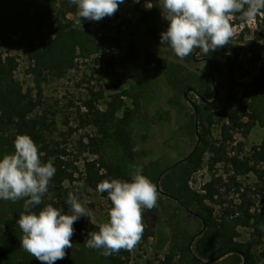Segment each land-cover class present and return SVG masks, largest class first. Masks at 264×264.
Returning a JSON list of instances; mask_svg holds the SVG:
<instances>
[{
  "label": "trees",
  "instance_id": "trees-1",
  "mask_svg": "<svg viewBox=\"0 0 264 264\" xmlns=\"http://www.w3.org/2000/svg\"><path fill=\"white\" fill-rule=\"evenodd\" d=\"M144 1L151 7L138 10L139 16L132 23L142 41L137 43L130 38L132 46L125 64L157 76L164 84L165 97L158 106L155 121L174 124L175 128L169 135H154L138 145L141 94L121 90L112 94L102 109L99 100L103 93L91 89L92 98L85 103L87 113L82 123L91 125L98 135L89 136V142L81 138L80 148L98 152L113 143L128 160L139 162L143 174L156 185L157 206L143 213V234L145 238L156 239L154 251L162 255L160 264H264V212L257 208L255 200L260 195L264 201V142L248 152L240 144L238 152L230 156L226 150L230 130L248 135L258 118L257 111L249 110L236 92L245 85L244 69L233 56L230 43L207 55L195 50L184 59L178 58L168 46L161 45V33L168 26L160 8L161 0ZM76 9L70 0L59 3L47 0L23 38L16 39L11 33L0 31V156L14 152L13 141L18 133L27 134L37 144L42 162L51 161L56 169L42 204L32 208L36 212L48 203L68 212V193L76 195L74 183L97 189L104 179H131V174L120 166L89 158L77 164L80 156L70 149L55 118L41 112L42 82L47 73L72 69L78 57H89L103 45H118L120 37H131L121 26L116 33L109 27L100 38L82 31L69 20ZM261 27L259 40L263 41L264 55V18ZM149 44L154 48L149 50ZM4 46L20 49L28 56L29 73L37 81L36 95L24 90L16 78L20 62L15 55L4 52ZM200 53L207 64L205 69L198 67ZM191 94L199 100H193ZM125 96L132 98L131 105L125 102ZM217 126L222 128L223 140L214 134ZM181 138L191 140V150L172 160L176 154L171 144ZM135 148L139 150L134 151ZM207 156L211 169L219 163L229 166V182L217 176L198 190L192 179L204 168ZM251 174L257 178L254 184L246 185L239 180V176ZM222 190L236 192L240 201L230 200L222 214H218L212 203L223 196ZM23 203V200H0V264H41L20 245L22 231L17 220L20 212L25 211ZM92 221L90 216H81L73 225L74 235L85 243L90 231H98ZM231 221L252 228L250 237L240 240ZM92 249L108 264H127L131 257V251L123 249L108 256L102 254L103 249ZM55 264L63 263L57 260Z\"/></svg>",
  "mask_w": 264,
  "mask_h": 264
},
{
  "label": "rangeland",
  "instance_id": "rangeland-1",
  "mask_svg": "<svg viewBox=\"0 0 264 264\" xmlns=\"http://www.w3.org/2000/svg\"><path fill=\"white\" fill-rule=\"evenodd\" d=\"M61 2V0H48L51 3ZM47 0H0V31L11 33L16 39L23 38L35 20V15L45 8ZM150 3L144 0H124L119 5L118 11L112 16H105L99 21L80 18L76 11L69 15L71 23L82 31H89L100 38L109 27L114 28V32L119 30V26L131 37H120V43L103 45L89 57L80 56L77 58V65L64 72L52 71L47 73L46 79L42 82V98L43 107L41 112L47 113L50 117L55 118L60 133L67 139L70 149L80 156L81 164L84 158L105 162L113 166H120L131 174L133 167L139 166V162L128 160L123 150L115 144L103 147L98 152L83 151L80 148L79 140L82 138L84 142H89V136H96L98 132L95 128L82 120L87 113L85 103L92 98L91 89L104 95L99 100V106L104 109L107 102L111 100L112 94L127 89L130 92H138L142 97V110L137 118L136 139L138 145L144 139L151 138L154 135L164 136L171 134V130L175 128L174 124L168 122L157 123L158 106L162 104L165 97V86L157 76L142 70L140 68L128 67L125 62L132 46L130 38L141 43L140 33L132 24L139 16L138 10H148ZM264 14H258L251 20L242 19L241 16L233 15L230 24L234 31V36L229 43L233 49V56H236L238 63L244 69L243 79L244 86L237 88L244 105L249 110L255 109L258 118L254 121L252 130L248 135L240 131L231 129V137L226 143L228 155H234L238 152V146L243 145L246 152L255 145L264 142V55L261 53L263 41L259 40V32L262 29V19ZM120 28V29H121ZM115 36H117L115 34ZM152 47L148 45V49ZM4 52L15 55L20 62V66L15 73L16 78L23 86L24 90H31L34 95L37 94V81L33 74L29 73V58L20 49H9L2 47ZM201 53L198 55L199 65L201 69H205L207 64L201 60ZM155 84L158 87H155ZM193 100H199L195 95H190ZM125 102L132 104V98L125 96ZM156 120V121H155ZM215 136L223 140L222 128H215ZM15 135V134H13ZM232 138V139H231ZM173 152L176 154L172 160L186 155L191 150V140L181 138L171 144ZM83 151V152H81ZM167 159V156L165 157ZM263 168V167H262ZM229 166L226 163H219L214 169L210 167L208 156L204 168L198 172L192 179V185L202 190L204 186L215 179L222 176L229 182L230 174ZM246 185H252L257 181L255 175L239 176ZM82 185V186H81ZM73 188L76 195L86 211L91 215L92 220L97 223L108 220V209L111 201L107 197V193H100L97 189L87 187L84 183H74ZM222 197L212 203L217 209L218 214H222L225 207L228 206L230 200L237 203L240 201V195L234 191L227 192L222 190ZM252 196H254L252 194ZM256 206L264 212L263 198L258 195L256 197ZM231 227L238 234L240 240H247L250 237L252 228L245 227L231 221ZM22 236V235H21ZM72 247L66 249V255L61 262L63 264H108L101 254L92 248L86 247V243L80 236H72ZM156 239L154 237L145 238L142 235L141 240L131 251V257L127 264H146L151 261L153 264H160L161 256L156 255L154 245ZM223 264V263H212Z\"/></svg>",
  "mask_w": 264,
  "mask_h": 264
},
{
  "label": "clouds",
  "instance_id": "clouds-1",
  "mask_svg": "<svg viewBox=\"0 0 264 264\" xmlns=\"http://www.w3.org/2000/svg\"><path fill=\"white\" fill-rule=\"evenodd\" d=\"M70 3L77 6L80 18L99 21L114 15L124 0H70ZM160 8L168 21L160 36L161 45L184 59L195 50L207 55L228 45L234 36L231 17L239 14L242 19L251 20L264 14V0H161ZM13 143L14 152L0 156V200L24 201L25 211L20 212L17 220L22 231L20 245L41 264H55L72 247L74 223L91 214L73 192L67 196L68 212L51 203L33 211V206L42 204L56 169L51 161L42 162L38 146L29 135L18 133ZM97 191L107 193L111 201L109 218L100 223L92 221L98 231L88 233L86 247L103 249L105 256L122 249L132 251L144 232L143 213L157 206L156 185L141 167L135 166L130 180L104 179L97 184Z\"/></svg>",
  "mask_w": 264,
  "mask_h": 264
}]
</instances>
